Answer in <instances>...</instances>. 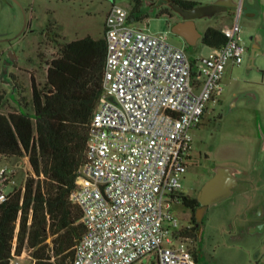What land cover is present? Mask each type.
I'll return each instance as SVG.
<instances>
[{
  "label": "built area",
  "instance_id": "2783aa9c",
  "mask_svg": "<svg viewBox=\"0 0 264 264\" xmlns=\"http://www.w3.org/2000/svg\"><path fill=\"white\" fill-rule=\"evenodd\" d=\"M137 24L119 5L106 17L104 93L71 196L86 227L73 264H196L189 225L173 208L187 196L193 134L220 103L227 67L243 64L249 49L239 21L225 46L197 58ZM16 183L14 171L0 166V207ZM16 245L17 234L11 264H21L14 262Z\"/></svg>",
  "mask_w": 264,
  "mask_h": 264
},
{
  "label": "rangeland",
  "instance_id": "374dc122",
  "mask_svg": "<svg viewBox=\"0 0 264 264\" xmlns=\"http://www.w3.org/2000/svg\"><path fill=\"white\" fill-rule=\"evenodd\" d=\"M182 1L208 6L220 0ZM234 1L237 4L235 14L198 19L199 31L204 35L209 28H215L230 33L239 21L249 51L257 42L262 53L250 63L248 52L243 64L227 67L220 103L210 105L203 125L193 134L194 159L183 186L188 196L198 198L216 167L238 169L241 172L239 185L231 197L207 209L197 231L193 229V213L189 209L184 205L173 208L182 226L191 225V237L201 236L205 254L203 264H264V229H258L264 225V6L258 12L259 24L253 29L255 25L252 24L256 22H251L244 11L249 0ZM17 2L0 0V112L4 114L20 110L18 103L24 95L31 99L26 89L27 76L33 75L38 84H45L47 64L58 55L61 46L89 36L104 38L106 17L113 5L125 7L130 12L133 9L131 0ZM158 2L144 0L142 14L148 18L137 26L154 35L166 34L171 43L184 48L192 58L207 55L210 48L202 39L196 46L187 47L172 33V25L183 17L172 13L168 5L157 7ZM261 2L264 4V0ZM161 10L172 13L173 18L162 16ZM5 164L15 173V189L24 188L33 173L27 159L0 158V166ZM52 240L48 241L51 248ZM29 257H32V250L25 243L21 254L16 253L14 262L30 264ZM52 261L55 262V258ZM153 262L145 259L137 264Z\"/></svg>",
  "mask_w": 264,
  "mask_h": 264
},
{
  "label": "trees",
  "instance_id": "16d2710c",
  "mask_svg": "<svg viewBox=\"0 0 264 264\" xmlns=\"http://www.w3.org/2000/svg\"><path fill=\"white\" fill-rule=\"evenodd\" d=\"M173 1L188 8L198 6ZM131 2L132 20L148 18L142 14L144 0ZM160 13L166 16L169 12ZM202 41L210 49L221 48L229 36L209 28ZM107 54L105 37L89 36L64 44L47 64L43 86L31 76L33 114L26 95L19 100L20 110L0 112V158L27 157L33 171L25 187L15 189L0 207V264H11L16 234L18 255L27 243L36 264H73L86 227L83 211L72 203L71 196L78 172L86 163L91 122L104 93ZM183 205L193 213L192 222L197 225L198 199L187 195ZM51 238L53 248L48 244Z\"/></svg>",
  "mask_w": 264,
  "mask_h": 264
},
{
  "label": "water",
  "instance_id": "95a60500",
  "mask_svg": "<svg viewBox=\"0 0 264 264\" xmlns=\"http://www.w3.org/2000/svg\"><path fill=\"white\" fill-rule=\"evenodd\" d=\"M13 1L17 2V0ZM162 5H169L183 17L182 21L177 22L172 27V33L185 40L190 47L196 46L204 36L199 31L196 20L223 14L233 15L237 11V4L234 0H220L212 5L197 6L191 9L184 8L172 0H159L157 7ZM110 101H114L113 98H110ZM240 173L234 167L215 168L214 175L202 187L197 198L200 203V208L196 212L198 226H202L206 211L210 206L218 204L233 195L234 190L239 185L238 175ZM258 229L263 230L264 225L258 227ZM254 231L256 230L254 229Z\"/></svg>",
  "mask_w": 264,
  "mask_h": 264
},
{
  "label": "crops",
  "instance_id": "0c3cea01",
  "mask_svg": "<svg viewBox=\"0 0 264 264\" xmlns=\"http://www.w3.org/2000/svg\"><path fill=\"white\" fill-rule=\"evenodd\" d=\"M235 2V1H234ZM264 4L261 2V0H249V2H246L245 4V7H244V11H245V14H246V17H248L251 22H256V23H253L252 25H255L253 26V29L257 28L256 24L258 25L259 23V13L260 12V8L262 7L263 8ZM221 31H223L225 34L229 35L230 33L226 30H223V29H219ZM95 39V38H94ZM100 39V38H99ZM262 53V49H261V46L259 43H253L252 44V47H251V53L249 54V62L250 63H253V61L255 60V58L257 56H259V54ZM251 66V65H250ZM26 89L28 90V95H30L31 99L29 98V101H30V108H29V111L31 114H33L34 112V107H33V103H32V87H31V75L30 76H27L26 77ZM33 109V112H31ZM262 213V210L257 213V214H261Z\"/></svg>",
  "mask_w": 264,
  "mask_h": 264
},
{
  "label": "flooded vegetation",
  "instance_id": "af4514ba",
  "mask_svg": "<svg viewBox=\"0 0 264 264\" xmlns=\"http://www.w3.org/2000/svg\"><path fill=\"white\" fill-rule=\"evenodd\" d=\"M173 1V0H172ZM169 6V5H168ZM184 7V6H182ZM171 8V7H170ZM184 8H187V9H191V8H188V7H184ZM172 9V8H171ZM172 13H175V14H179L177 12H175L173 9H172ZM172 13H168L166 16L169 18V19H172L173 16H172ZM227 15H230V14H227ZM173 27V25H172ZM182 39V38H181ZM183 40V39H182ZM185 42V40H183ZM186 44V42H185ZM187 47H190L187 45ZM249 49V48H248ZM251 53V49L249 51V54ZM194 153V152H193ZM194 159V154L192 156V160ZM215 168L212 170L214 171ZM214 175V174H213ZM199 227L201 226H198V225H194V228L193 229H199ZM196 230V231H197ZM192 227L191 225L186 229L185 231V235L188 239H190V244H191V247L194 251V254H195V257H196V264H203L204 262V257H205V254L203 252V245H202V239H201V236L199 234H196L195 237H191V233H192Z\"/></svg>",
  "mask_w": 264,
  "mask_h": 264
}]
</instances>
